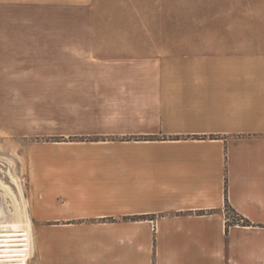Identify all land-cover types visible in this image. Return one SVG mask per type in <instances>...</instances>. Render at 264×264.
I'll list each match as a JSON object with an SVG mask.
<instances>
[{
    "label": "crops",
    "instance_id": "crops-1",
    "mask_svg": "<svg viewBox=\"0 0 264 264\" xmlns=\"http://www.w3.org/2000/svg\"><path fill=\"white\" fill-rule=\"evenodd\" d=\"M32 4L0 0V31ZM251 28L248 44L186 53L182 75L73 89L69 141L31 173L39 264H264V24Z\"/></svg>",
    "mask_w": 264,
    "mask_h": 264
},
{
    "label": "rangeland",
    "instance_id": "rangeland-1",
    "mask_svg": "<svg viewBox=\"0 0 264 264\" xmlns=\"http://www.w3.org/2000/svg\"><path fill=\"white\" fill-rule=\"evenodd\" d=\"M252 1L33 0L30 22L2 25L0 264H39L31 173L41 153L69 141L60 135L73 89L88 75H182L186 53L248 44L251 25L264 24L250 10L263 11L264 0Z\"/></svg>",
    "mask_w": 264,
    "mask_h": 264
},
{
    "label": "trees",
    "instance_id": "trees-1",
    "mask_svg": "<svg viewBox=\"0 0 264 264\" xmlns=\"http://www.w3.org/2000/svg\"><path fill=\"white\" fill-rule=\"evenodd\" d=\"M143 139H145V140H146V138H143ZM227 208H228V211H229V206H228Z\"/></svg>",
    "mask_w": 264,
    "mask_h": 264
},
{
    "label": "bare ground",
    "instance_id": "bare-ground-1",
    "mask_svg": "<svg viewBox=\"0 0 264 264\" xmlns=\"http://www.w3.org/2000/svg\"><path fill=\"white\" fill-rule=\"evenodd\" d=\"M10 246H12V245H10ZM10 246H8V247H10ZM7 248V247H6Z\"/></svg>",
    "mask_w": 264,
    "mask_h": 264
},
{
    "label": "water",
    "instance_id": "water-1",
    "mask_svg": "<svg viewBox=\"0 0 264 264\" xmlns=\"http://www.w3.org/2000/svg\"><path fill=\"white\" fill-rule=\"evenodd\" d=\"M7 262V261H6Z\"/></svg>",
    "mask_w": 264,
    "mask_h": 264
}]
</instances>
